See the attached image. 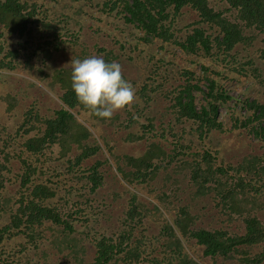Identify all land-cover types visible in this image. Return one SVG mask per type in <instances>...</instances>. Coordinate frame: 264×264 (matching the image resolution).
<instances>
[{
	"label": "trees",
	"instance_id": "obj_1",
	"mask_svg": "<svg viewBox=\"0 0 264 264\" xmlns=\"http://www.w3.org/2000/svg\"><path fill=\"white\" fill-rule=\"evenodd\" d=\"M215 1L219 3L218 0ZM220 1L225 2L226 6L217 8L214 0H101L95 4L94 0H89L92 7H98L107 16H111L113 21H116L118 17L119 24H129L135 29V35L139 33L135 45H130V50L141 51L136 53V57L142 62L139 68L146 69V72L150 73L148 76L150 83L147 82L145 75L143 82L128 78L125 74L122 76L130 81L135 89V99L130 106H127L128 117L123 124L125 126H129L128 123L134 126L141 125L146 113H152V117L146 118L147 124L142 125L143 133L153 131L159 139L158 142L150 139L148 149L141 157L129 156V163L126 166L122 165L125 168L118 166L117 172L112 174L113 178L126 182L121 191L114 193L112 191V195L115 197L129 195L126 202L127 213L121 220V231L111 237L103 236L98 240L95 258L91 264H109L113 260L118 261V256L121 254L126 261L134 262V264H200L195 262V259H189L182 254V243L170 225L163 230V233L167 234H165L164 243L160 240L156 241L161 246L159 253L164 252L162 258L155 255L147 256L143 248L136 245L140 242L137 224L143 213L141 191L145 192L147 184L150 186L154 178L160 173L168 172L169 169V164L155 163V157L161 155L162 157L172 155L174 158L190 155L187 162L192 165V171L184 170L182 178L190 177L196 201L207 198V204L214 206L224 217L212 228L198 226L191 230L181 224V220L186 222L188 219L186 218L188 212L183 208L185 216L179 218L177 225L182 234H189L191 239L195 238L197 244L203 246V258L211 259L214 263L217 257H229L236 253L241 255L237 258L239 264H264V201L262 200L264 186L257 185L261 179H264V102L258 97L246 99L239 108L240 113L236 110L234 113H229L231 124L228 126L220 116V109L222 106L229 105L232 96L217 81L218 78L221 79V75L224 76V73L230 71L232 77L238 81L249 80L252 85L264 84L262 71L264 68V0ZM189 14H195L197 19L184 24ZM37 16L38 18L34 19ZM36 24H41L42 27H35ZM61 28L68 29V27L53 24L52 21L50 23V20L43 16V10L38 9L35 3L29 4L25 0L23 2L0 0V69L13 70L14 59L22 51L20 49L4 50L2 36L5 30L19 36L27 33L31 39L39 35L40 39L37 38L35 42L37 45L35 51L42 50L47 57H50L54 54V50L59 49L58 37ZM31 39L24 43L19 42L20 47L29 50L27 46L33 43ZM257 39L262 43L254 50L257 53L258 64L254 65L251 56L244 61L237 58L238 45L250 46ZM154 43L159 44L155 50L156 48L179 50L181 55L192 58L191 62L194 65L189 61L190 65L184 68V83H179L171 89L165 87L172 79V74L164 76L156 72L159 66L158 63L153 62L156 60V55H148L147 61L146 56L142 55L145 49L148 50L150 44ZM24 52L27 51L24 50ZM116 57L112 53L106 54L104 60L117 61ZM165 58L166 55L163 54L159 61ZM223 62H227L230 66ZM71 72L72 67H68L60 71L58 76L60 82L66 83L62 100L70 110L67 107L58 109L55 118L45 120L42 134L23 139L22 146L35 154L60 145L58 154L64 159L65 166L62 170L56 169V173L53 174L78 175L83 184L89 187L90 193H95L106 185L107 173L102 166L106 163L110 165L111 160L109 158L95 160L82 169V162L95 154L97 149L85 145L82 152L73 159H70L67 154L71 148L70 143L80 146L81 142L90 135V130L78 122L71 111L72 108L77 107L91 111L76 100L71 88ZM195 81H201V83ZM202 81H206V84H202ZM197 92L203 95L200 105L196 103ZM17 100L16 97L12 98L14 105H18ZM151 101L157 105L155 112L150 109ZM32 111L33 108L26 112L27 118L24 125L31 119L38 118ZM92 115L97 118L93 112ZM22 126L20 125L19 128ZM33 127L27 128L25 133L29 134V130ZM188 128L189 132L197 134L200 139L210 134L214 137L220 134L218 142L221 146L222 140L225 143L234 136L238 140H244L248 139L247 135L250 134L256 139L261 151L245 153L236 162L226 161L225 158L222 159L218 150H211L213 139L203 153L191 152V144L181 143ZM166 136L173 138L172 144H161L160 138H166ZM135 137L142 139L144 135L136 134ZM161 145L163 146L160 149L156 148ZM164 148H167V154ZM156 150L159 153H156ZM32 168L27 167L26 173L21 177L16 200L19 202V207L16 213L11 215V223L0 226V264H50L51 250L54 255L63 257L68 255L66 245L69 242L75 246L76 239L68 237L75 229L74 222L90 219L88 199L84 197L86 193H83L85 205L81 208L78 206L79 202L71 203L70 200L69 203L70 191L67 189L62 193L58 183L51 178L42 180L32 189H28L30 173L34 170ZM252 174H255L256 179L253 180ZM133 185L135 191L126 187ZM107 188L110 187L107 186ZM4 201L7 202V198H4ZM54 204H59V211L54 208ZM8 211L7 205L0 200V214ZM60 211L67 212L62 214ZM46 222L56 226L50 237L47 235L42 237L40 232L35 230L37 224L45 225ZM12 230L14 232H10ZM37 237L40 239L36 240ZM131 238L134 240L130 241ZM40 243L44 247L40 248ZM123 243L129 250H125ZM154 245L155 242L149 247ZM168 250L175 254V261L171 263L166 262L173 258ZM253 250L257 251L253 252ZM61 264L75 263L73 259H68Z\"/></svg>",
	"mask_w": 264,
	"mask_h": 264
},
{
	"label": "rangeland",
	"instance_id": "obj_2",
	"mask_svg": "<svg viewBox=\"0 0 264 264\" xmlns=\"http://www.w3.org/2000/svg\"><path fill=\"white\" fill-rule=\"evenodd\" d=\"M19 1L23 2L24 0ZM25 1L29 4H37V8L43 10V16L45 19L50 20V23L52 21L53 24L65 26L68 29H59V49L57 51L54 50V54L50 57H47L42 50L37 49L35 51L37 48L35 42L37 38L40 39L39 35L31 39L27 33L19 36L5 30L4 36H2L4 50L20 49L22 51L14 59L15 66L13 70L0 69V200L9 208L7 213L0 214V226L11 223V215L15 214L19 207V202L16 200L21 177L26 173L27 167H33L32 169L34 170L30 173L28 184L38 183L51 178L58 183V188L62 193L67 189L70 191L68 195L69 203L70 200L71 203L79 202L78 206L82 208L85 205L83 193H86L84 197L88 199L87 205L88 210H90V219L84 220V222H74L73 227L75 229L68 235L69 238L74 237L76 239L75 246L69 242L66 245L68 255L63 257L54 255L51 250L50 258L52 261L50 264H61L68 259H73L75 264H91L95 258L98 240L102 239L103 236L111 237L121 231V220L126 217L127 213L128 206L126 202L129 199V195L123 194L119 197L112 195V191L113 193L121 191L126 182L113 178L112 174L117 172L116 168L118 166H126L129 163V156L141 157L148 149L151 140L159 141L153 131L144 134L142 129V125L147 124L146 118L152 117L153 114L147 112L145 118H142L141 125L134 126L128 123L129 126H125L123 123L128 117V107L115 111L112 115L113 117L104 120L99 117L94 118L91 111L79 107L72 108L71 111L74 113L75 118L90 130V135L85 141L81 142L80 146L76 143H70L71 148L67 153L69 158L73 159L74 156L82 152L83 146L87 145L97 150L95 154L82 162V169L92 164L95 160H105L106 158L111 160L110 165L106 163L102 166L107 173L106 185L95 193H90L89 187L83 184L78 175L58 176L53 174L56 173V169L62 170L63 166H65L64 159L60 158V154H58L60 145L32 154L25 146H22V140L41 135L45 128V120L55 118L58 109L67 107L70 110L69 106L62 100L66 91V83L60 82L58 76L60 71L72 67V60L91 56L104 59L106 54L110 55L112 53L117 56V59L115 58L117 61L115 62L120 64L122 76L125 74L128 78L143 82L145 75L147 76V82L150 83L148 79L150 73L146 72V69L140 70L139 68L142 62L136 57V53H141V51L134 49L133 52L130 50V45L135 43L139 33L135 35V29L129 24H119L118 17H116V21H113L112 17L107 16L101 9L92 7L89 0ZM97 1L101 0H94V4ZM218 1L219 3L214 0V5L217 8L226 6L225 2ZM37 18L38 16L34 17V19ZM193 19H197L195 14H189L184 24L189 23ZM35 27H42V25L36 24ZM30 39L33 43L27 46L29 50L20 47V43ZM257 40L250 46L238 45L239 54L237 58L244 61L251 56L254 65L258 64L257 53L254 50L256 46L262 43ZM157 46L159 44L154 43L150 44L148 50L147 48L145 49L142 53L143 57L146 56L145 60H148V55H156V60L153 61L159 64L156 72L164 76L172 74V79L165 87L171 89L179 83H184V68L190 65L189 61L191 62L192 58H189L188 55H181L179 50H160V48L155 50ZM141 47L145 48L144 45H141ZM24 50L28 53L24 52ZM163 54L166 55V58L163 61H159ZM9 59L11 58L9 57ZM223 63L228 64L227 62ZM192 64L194 65V63ZM262 71L264 73V68ZM174 77L175 79H173ZM155 79L157 80V77ZM217 81L232 96V99L229 100V105H225L226 107L222 106L220 109V116L227 122L228 126L231 124L229 121L230 114L236 111L240 113L239 108L246 99L251 100L258 97L259 100L264 102L263 83L252 85L249 80L238 81L232 77L230 71L224 73V76L221 75V79L218 78ZM195 82L201 83V81ZM202 84H206V81H202ZM14 97L18 99V105L13 104L12 98ZM196 97V103L200 105L203 95L197 92ZM140 100L138 97V101ZM149 106L151 111H156L157 105L153 101L149 103ZM32 108V112L38 118H33L24 125L25 118H27L25 116L26 112ZM116 115H118L117 118ZM158 115L160 116V114ZM20 125H23L22 128H19ZM32 126L34 127L29 130V134H26L25 130ZM189 131L188 128L181 143L191 144V152L199 151L203 153L205 149H208L213 139L211 150H218L219 154L222 155V159L225 158L226 161L236 162L245 153H259L261 151L256 139L250 134L247 135L249 138L244 140H238L236 136L230 137L225 143L222 140L221 146L218 142L220 134L217 137L210 134L200 139L197 134L194 135ZM136 134H143L144 138L137 139L135 137ZM172 140L171 136L160 138L161 144L165 145L172 144ZM162 146H156V148L160 149ZM164 150L167 154V148H164ZM155 152L159 153L157 150ZM189 157L190 155L183 156V158H174L172 155L155 157L156 164H169V169L168 172L160 173L154 178L150 186L148 184L147 186L142 185L143 187L145 186L146 191H141L142 194H140L143 201L141 207L143 213L140 215L141 220H138L137 224L140 242L136 245H140L147 256L155 255L162 258L164 252L159 253L161 246L156 241L160 240L164 243V237L167 234L163 233V230L167 225H170L182 243V254L189 257V259H195V262L200 264H239L237 258L241 255L236 253L229 255V257H217V261L212 263L211 259L203 258V246L198 245L195 238L191 239L189 234L180 232L177 221L180 217L183 218L185 216L183 208L188 212L186 215L188 219L186 222L181 220V224L186 225L191 230L198 226L212 228L216 226L218 220L224 219L223 215L214 206L207 204V198H201V196L199 197L201 199L196 201L190 177L182 178L184 170L192 171V165L187 162ZM252 178L253 180L256 179L255 174H252ZM263 182L264 179H261L257 185L264 186ZM107 186L110 188H107ZM126 187H130L131 191L136 190L134 185ZM262 192H264V187ZM4 198H7L8 201L5 202ZM262 200L264 201V196ZM61 206L63 207V205ZM61 212L63 213V211ZM55 228L56 226L51 222L35 226V230L40 232L39 234L42 237L45 235L50 237ZM10 232H14V230ZM38 239L40 237H37L36 240ZM131 240L134 239L131 238ZM154 242L155 245L149 247ZM40 244V248L44 247L42 243ZM124 248L129 250L125 244ZM256 251L253 250V252ZM169 254L173 258L168 259L166 262L171 263L175 261V254L170 251ZM118 259V261L113 260L109 264H134V262L126 261L123 254L119 255Z\"/></svg>",
	"mask_w": 264,
	"mask_h": 264
},
{
	"label": "clouds",
	"instance_id": "obj_3",
	"mask_svg": "<svg viewBox=\"0 0 264 264\" xmlns=\"http://www.w3.org/2000/svg\"><path fill=\"white\" fill-rule=\"evenodd\" d=\"M71 66V88L76 100L97 117L110 119L115 111L134 101V86L122 77L118 62H106L102 57L91 56L72 60ZM39 182L27 184L28 189ZM54 208L59 211V204Z\"/></svg>",
	"mask_w": 264,
	"mask_h": 264
}]
</instances>
